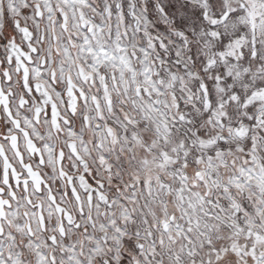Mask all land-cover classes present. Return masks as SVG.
I'll list each match as a JSON object with an SVG mask.
<instances>
[{
    "label": "snow or ice",
    "instance_id": "6c2138e0",
    "mask_svg": "<svg viewBox=\"0 0 264 264\" xmlns=\"http://www.w3.org/2000/svg\"><path fill=\"white\" fill-rule=\"evenodd\" d=\"M0 264H264V0H0Z\"/></svg>",
    "mask_w": 264,
    "mask_h": 264
}]
</instances>
